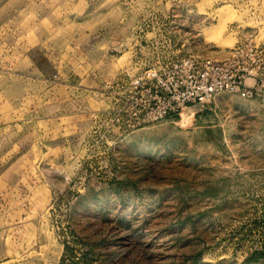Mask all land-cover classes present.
<instances>
[{"label":"rangeland","instance_id":"obj_1","mask_svg":"<svg viewBox=\"0 0 264 264\" xmlns=\"http://www.w3.org/2000/svg\"><path fill=\"white\" fill-rule=\"evenodd\" d=\"M242 41L264 0H0V264H264V96L114 103L125 72Z\"/></svg>","mask_w":264,"mask_h":264},{"label":"built area","instance_id":"obj_2","mask_svg":"<svg viewBox=\"0 0 264 264\" xmlns=\"http://www.w3.org/2000/svg\"><path fill=\"white\" fill-rule=\"evenodd\" d=\"M115 81L120 85L114 97L115 109L117 114L126 112L131 125L177 114L219 92L243 90L252 95L264 84V41L238 42L220 58L188 53L157 61L137 74L125 72Z\"/></svg>","mask_w":264,"mask_h":264},{"label":"crops","instance_id":"obj_3","mask_svg":"<svg viewBox=\"0 0 264 264\" xmlns=\"http://www.w3.org/2000/svg\"><path fill=\"white\" fill-rule=\"evenodd\" d=\"M36 28H37V26H36ZM35 28V29H36ZM26 35V32L25 33H23V36H25ZM20 58L23 60V61H25L26 63L28 62V68H31L32 69V71L30 72L29 70H27L26 69V64H25V66H24V69L22 68V70H20L19 72H17V73H15V74H18V77L20 76V79H22L23 81L25 80V78H28L27 76H25L26 74L27 75H32L30 78L31 79H33V80H36V79H39L38 77H41V75H42V72H41V69L39 68V66L37 65V63L35 62V58L33 57V55H29L28 53H26V52H24L23 54H20ZM7 68H9V67H7ZM5 69L4 70V67L1 69V72L2 73H7V74H9V70L8 69ZM25 70H27V71H25ZM25 74V75H24ZM256 93L258 94V95H261V96H264V84H263V86H261L257 91H256ZM3 102V101H2ZM7 133H2L1 134V138L2 139H4V138H7ZM6 217V216H5ZM0 219H2V218H0ZM3 219H5V218H3ZM3 221V220H2ZM5 228H7L6 227V224L4 223V221L0 224V229H5Z\"/></svg>","mask_w":264,"mask_h":264},{"label":"bare ground","instance_id":"obj_4","mask_svg":"<svg viewBox=\"0 0 264 264\" xmlns=\"http://www.w3.org/2000/svg\"><path fill=\"white\" fill-rule=\"evenodd\" d=\"M189 106H190V105H189ZM189 106H188V107H189Z\"/></svg>","mask_w":264,"mask_h":264}]
</instances>
